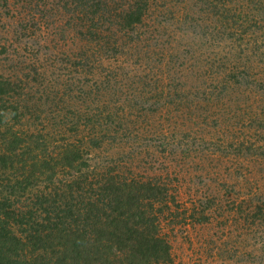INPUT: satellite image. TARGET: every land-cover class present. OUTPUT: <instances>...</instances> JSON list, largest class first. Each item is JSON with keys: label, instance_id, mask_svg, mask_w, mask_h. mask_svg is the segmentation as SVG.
Wrapping results in <instances>:
<instances>
[{"label": "rangeland", "instance_id": "374dc122", "mask_svg": "<svg viewBox=\"0 0 264 264\" xmlns=\"http://www.w3.org/2000/svg\"><path fill=\"white\" fill-rule=\"evenodd\" d=\"M56 1L60 11L49 17L62 24L71 14ZM181 1L152 10L139 45L99 58L87 38L51 41L47 23L44 35L40 24L24 35L27 12L10 4L17 0H0V70L41 71L38 86L56 96L59 124L70 128L83 111H98L82 133L65 132L89 148V129L102 120L103 141L91 147L101 163L170 178L180 209L188 208L163 219L174 264H264L263 24L242 13V0H231L229 17L222 9L193 13L196 0ZM81 51L96 58L91 67L75 65Z\"/></svg>", "mask_w": 264, "mask_h": 264}, {"label": "trees", "instance_id": "16d2710c", "mask_svg": "<svg viewBox=\"0 0 264 264\" xmlns=\"http://www.w3.org/2000/svg\"><path fill=\"white\" fill-rule=\"evenodd\" d=\"M242 1H238L242 13L248 12L254 24H263L264 35V0ZM56 2L17 0L10 4L20 3L27 12V22L24 18L21 22L24 35L26 29L34 34V24H40L37 29L44 35L47 23L51 41L87 38L98 44L99 58L119 53L124 46L139 45L138 28L146 25L152 10L167 9L170 4L168 0L164 4L157 0H61V8L71 16L59 24L49 17L51 10H59ZM193 8V13L200 14L222 9L224 17L235 12L231 0H196ZM4 48L0 46L1 51ZM75 54L76 66L95 63L96 58L87 52ZM21 73L13 76L0 70V264H174L163 219L186 213L188 208L180 209L170 178L146 176L120 165L121 161L115 160L113 166L91 156V147L98 148L103 141L102 120L100 128L92 124L89 129V148L83 137L72 138L65 131L82 133L81 127L87 128L89 118L99 112L91 116L78 112L70 128L60 122L59 132V115H54L58 107L52 100L56 96L44 84L38 86L41 71ZM208 86L205 83L202 89ZM175 203L179 210H173ZM259 225L254 222L253 228Z\"/></svg>", "mask_w": 264, "mask_h": 264}]
</instances>
